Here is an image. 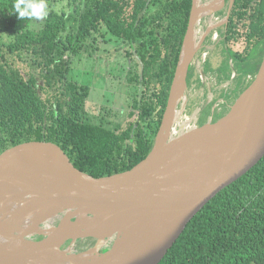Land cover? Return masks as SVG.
Segmentation results:
<instances>
[{
  "label": "trees",
  "instance_id": "16d2710c",
  "mask_svg": "<svg viewBox=\"0 0 264 264\" xmlns=\"http://www.w3.org/2000/svg\"><path fill=\"white\" fill-rule=\"evenodd\" d=\"M57 1L45 0L46 18L18 20L17 0H0V153L45 142L92 178L128 171L160 127L192 0H78L70 12ZM110 40L122 48L130 97L127 125L115 131L90 121V86L70 77L73 56ZM224 41L227 58L255 75L264 0H235ZM159 264H264V157L192 218Z\"/></svg>",
  "mask_w": 264,
  "mask_h": 264
},
{
  "label": "water",
  "instance_id": "95a60500",
  "mask_svg": "<svg viewBox=\"0 0 264 264\" xmlns=\"http://www.w3.org/2000/svg\"><path fill=\"white\" fill-rule=\"evenodd\" d=\"M203 12L193 0L160 127L150 152L132 169L95 179L45 142L0 153V264H159L192 218L264 157V55L225 115L169 138L187 90L194 24ZM63 202L76 216L51 238L25 239ZM87 215L92 219L84 224ZM115 233L112 245L102 246ZM81 238L96 240L92 254H69Z\"/></svg>",
  "mask_w": 264,
  "mask_h": 264
},
{
  "label": "rangeland",
  "instance_id": "374dc122",
  "mask_svg": "<svg viewBox=\"0 0 264 264\" xmlns=\"http://www.w3.org/2000/svg\"><path fill=\"white\" fill-rule=\"evenodd\" d=\"M70 2L75 4L78 3V0H58L56 3V10L70 12ZM197 30L199 31V28ZM197 37L199 36L197 35ZM209 43L210 40L206 42V44ZM119 46V42L110 40L107 43H99L97 45V51L89 52L93 54L92 56L88 53H83L80 56H73L71 58L72 71L70 77L76 80L80 85L90 86L86 104L90 121L113 131L126 127L129 120L127 114L130 112L129 88L125 87L126 85L122 83L123 77L126 74V68H123L125 60L123 59L122 48L119 49ZM221 46L222 45L208 55L206 58L208 63L202 66L204 74L210 71L207 77L211 80L212 90L208 91L202 87L201 84L195 85V83L192 87L187 89L188 99L185 96V99L182 100L176 108L179 112L182 111L181 108H186L187 112H184L182 122L191 118L195 119L196 109L205 101L207 95L211 97L214 94L215 102L226 101L229 100L228 98L230 97L231 101L234 99L236 100L239 93L243 92L250 85L251 79L256 75L253 74L254 68L249 67L247 70H244L235 61L234 65H230L229 63L230 67L224 66L226 65L224 57L225 52L222 50ZM200 58L203 59L202 56H200ZM15 65L22 68V65L18 62H15ZM221 67V71L229 75L228 79L225 78L224 74L221 75L218 72ZM231 68L234 72H231ZM22 69L25 70L26 68ZM247 73H251V79L246 80L247 84L246 82L243 83L242 88L237 91L236 94H233L235 93L233 89L237 85H240L239 82L243 81L241 77L244 78ZM232 75H234L235 79H231ZM245 78H247V76ZM204 81L207 80L204 79ZM221 107L223 108L224 106ZM209 113V108L203 110L200 116V123L202 125L207 123V115ZM66 246H68V244H65L64 248Z\"/></svg>",
  "mask_w": 264,
  "mask_h": 264
},
{
  "label": "flooded vegetation",
  "instance_id": "af4514ba",
  "mask_svg": "<svg viewBox=\"0 0 264 264\" xmlns=\"http://www.w3.org/2000/svg\"><path fill=\"white\" fill-rule=\"evenodd\" d=\"M197 1H198V4H197L198 7L199 8L201 7V9H204V12H206L200 18V21L198 24V28L202 29V33L199 35V38L203 37V39H202V42L196 48V51L193 55V59L189 65L186 83H187V89L189 87H192L195 83V85L201 84L202 87H204L208 91H211L212 90V87H211L212 83H211V80H209V78L207 77V75L210 73V71L207 72L206 74H204L202 71L203 70L202 66L206 65L208 63V60H206L208 55H210V53H213L214 50H216L218 47H220V45H222L221 46L222 50L225 52L224 57H225L226 65H224V66L230 67L229 63H230V65H232V64L234 65L233 59L227 58L228 56H227V52H226V43L224 40H225V32H226V29L228 26L229 18H230V15L232 13V10H233L235 0H232V1L231 0H197ZM199 1H200V3H199ZM212 1L217 2V4L215 5L214 8L211 9V8H208V5L210 6ZM204 5H206V6H204ZM192 6H193V0L191 1L190 13L192 10ZM190 13H189V17H190ZM188 22H189V18H188ZM187 26H188V24H187ZM207 39L210 40L209 44H206V42L208 41ZM200 52H201V55H200ZM198 55L202 56L203 59L200 58V56H198ZM251 63H252L251 64L252 66L253 65L255 66L256 60H253ZM222 67L220 68V70H218V72L221 75L224 74L225 78L228 79L229 75L226 74L225 72L221 71ZM232 71L234 72V70H232V68H231V72ZM246 76H247V78H245ZM246 76L244 78L241 77V79L243 81H240L239 82L240 85H237L233 89L235 92L233 94H236V92L242 88L243 83L246 82V84H247L246 80L251 79V73H247ZM233 78H234V75H232L231 79H233ZM204 79H206L207 81H204ZM253 79H254V77H253ZM253 79H251V82ZM187 91L188 90H186L185 96L188 99ZM208 91H207V94H208ZM241 93H239V95ZM230 98H228L229 100H226V101L223 100V101H216L215 102L214 101V94L211 97H209L207 95L205 97V101L200 104L201 106L198 109H196L197 115L195 117V121L193 124L194 127L202 126V124L200 123V120H201L200 116L202 115L203 110H205L206 108H209V110H210V113L207 115V122H213V121H216L217 119H219L220 117H222L224 115V113L226 112V110H227V112L229 111V108L231 107V105L235 101V99L233 101H231ZM221 106H224V107L222 108ZM185 111H186V108H185Z\"/></svg>",
  "mask_w": 264,
  "mask_h": 264
},
{
  "label": "bare ground",
  "instance_id": "6f19581e",
  "mask_svg": "<svg viewBox=\"0 0 264 264\" xmlns=\"http://www.w3.org/2000/svg\"><path fill=\"white\" fill-rule=\"evenodd\" d=\"M199 3H200V1H199ZM197 4H198V1H197ZM216 4H217V2L212 1L210 6L208 5V8L212 9L215 7ZM204 6H206V5H204ZM204 13H206V12H203L198 16V18L196 19V22L194 24L193 54L195 53L196 48L202 42V39H203V37H201V38L197 37V35L199 36L202 33V29L200 28L199 31L197 29H198V24H199L200 18L204 15ZM184 99H185V94H184L182 100H184ZM181 110L182 111L179 112L176 109L174 112L175 119H174V122H173L172 126L170 127V131H169V138L170 139L178 138V137L186 134L190 130H192V128H194V125H193L194 121H195L194 118L187 119V120L182 122V118H183V115L185 112V108L183 107V108H181ZM175 124L179 125V131L178 132H175V129H174ZM20 202L23 203V201H20ZM60 205H62L63 207L59 206L56 213L52 214V216L46 222H44L42 225L37 226L31 234H29L28 236L25 237V239L29 240V239H39V238H51L53 232L57 229V227L60 225V223H62L63 221H66L68 217L76 216V210L70 208L69 203L63 202V204H60ZM32 213L35 214L37 212L32 211ZM91 219H92V217L87 215V216H84L82 218V222L84 224H86V223L90 222ZM17 235L18 234H14L13 236H17ZM116 237H117L116 233L106 236L104 238V242H103L102 246L109 247L110 245H112V243L114 242ZM95 247H96V240L89 239V238H81V239L76 240L73 243V245L69 247L68 253L73 254V255L89 256L90 254H92Z\"/></svg>",
  "mask_w": 264,
  "mask_h": 264
},
{
  "label": "clouds",
  "instance_id": "9594fccd",
  "mask_svg": "<svg viewBox=\"0 0 264 264\" xmlns=\"http://www.w3.org/2000/svg\"><path fill=\"white\" fill-rule=\"evenodd\" d=\"M12 14H16L18 20L43 19L48 15L47 5L45 0H17Z\"/></svg>",
  "mask_w": 264,
  "mask_h": 264
},
{
  "label": "built area",
  "instance_id": "2783aa9c",
  "mask_svg": "<svg viewBox=\"0 0 264 264\" xmlns=\"http://www.w3.org/2000/svg\"><path fill=\"white\" fill-rule=\"evenodd\" d=\"M196 115H197V114L195 113V117H196ZM174 129H175V132H178V131H179V130H178V129H179V125H178V124H175V125H174Z\"/></svg>",
  "mask_w": 264,
  "mask_h": 264
}]
</instances>
